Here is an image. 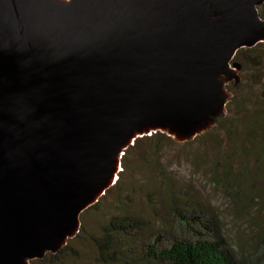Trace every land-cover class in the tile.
I'll return each instance as SVG.
<instances>
[{
	"label": "water",
	"instance_id": "95a60500",
	"mask_svg": "<svg viewBox=\"0 0 264 264\" xmlns=\"http://www.w3.org/2000/svg\"><path fill=\"white\" fill-rule=\"evenodd\" d=\"M263 3L0 0V264L59 252L136 139L212 127Z\"/></svg>",
	"mask_w": 264,
	"mask_h": 264
},
{
	"label": "rangeland",
	"instance_id": "374dc122",
	"mask_svg": "<svg viewBox=\"0 0 264 264\" xmlns=\"http://www.w3.org/2000/svg\"><path fill=\"white\" fill-rule=\"evenodd\" d=\"M248 55L244 52L241 57L249 60L253 56ZM254 73L241 74L237 67V82L225 85L230 97L236 90L238 101L247 95V102L250 97L252 104L258 97L263 103L264 63ZM231 110L230 119L238 118L234 113L238 109ZM246 110L245 115H249L250 108ZM231 144L215 127L208 135L181 144L166 135L151 140L138 138L135 146L122 152L125 155L119 160L117 184L80 214L78 232L66 242L55 264H127L101 261L94 242L103 237L102 229L117 218L140 222L138 238L143 245L160 247L176 239H200L221 243L226 253L240 258V264H264L263 184L251 178L249 185H243V193L233 196L217 181L218 164ZM231 169L238 170L236 161L231 163ZM250 185L253 186L248 189ZM126 240L118 237L114 242L121 245ZM127 243L131 251L140 253V244ZM42 260L29 264H51L49 259Z\"/></svg>",
	"mask_w": 264,
	"mask_h": 264
},
{
	"label": "trees",
	"instance_id": "16d2710c",
	"mask_svg": "<svg viewBox=\"0 0 264 264\" xmlns=\"http://www.w3.org/2000/svg\"><path fill=\"white\" fill-rule=\"evenodd\" d=\"M263 5L264 3L258 8V15L262 20H264ZM259 47L264 48V44H257L250 49L238 50L230 63L235 64L241 74L246 71L251 73L255 71L254 74L256 75L260 65L264 63V50ZM244 52L253 56H251L249 60H245L241 57ZM237 86L239 85L237 84ZM234 91L225 105L223 114H220L214 120L212 127L193 139L201 135H208L215 127L224 134L227 141L232 143L224 160L218 164L217 181L226 186L228 190L232 191L233 196H238V193H243V185L246 183L249 185L248 181L251 178L263 184L264 187V102L260 103L257 97L251 104L250 97L247 102V95L243 100L238 101V94ZM233 107L240 110L234 112L238 114L239 117L230 119L231 109ZM248 107L251 112L249 115H245ZM160 135L164 134L156 132L149 136H144V138L151 140ZM136 141L137 139L132 143L131 147L135 146ZM124 155L125 154H123V156ZM234 161H236L238 166L237 171L231 169V163ZM118 180L119 178L115 180L116 183H114L113 186L117 184ZM252 186L253 185L248 186V189L252 188ZM139 231L140 222L133 219L117 218L109 222L107 227L102 229L103 237H101L99 241L94 240L98 257L103 262L125 261L127 264L140 262L144 264H240L241 262L240 258L235 259L226 253L222 249V244L219 242H207L200 239L191 241L176 239L168 246L159 247L154 244L143 245L138 238ZM118 237L127 240L120 245L119 242H114V239L117 240ZM133 241L140 244L142 249L146 251L143 252L142 249L140 253L131 251L132 247L128 246L127 242ZM65 247L66 246L62 247L55 255L46 254L43 258L49 259V263L55 264L59 259V255L65 250ZM114 247L115 249H112ZM137 247L139 248V246ZM141 253H144V255ZM134 257L137 258L135 259ZM44 259L42 261H45Z\"/></svg>",
	"mask_w": 264,
	"mask_h": 264
},
{
	"label": "bare ground",
	"instance_id": "6f19581e",
	"mask_svg": "<svg viewBox=\"0 0 264 264\" xmlns=\"http://www.w3.org/2000/svg\"><path fill=\"white\" fill-rule=\"evenodd\" d=\"M119 170V169H118ZM114 179H116V176L114 177Z\"/></svg>",
	"mask_w": 264,
	"mask_h": 264
}]
</instances>
